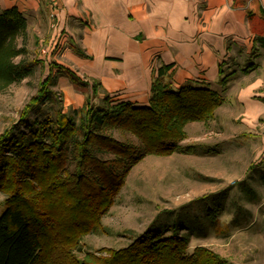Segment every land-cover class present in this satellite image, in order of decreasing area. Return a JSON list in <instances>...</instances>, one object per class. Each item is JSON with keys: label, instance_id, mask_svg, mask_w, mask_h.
<instances>
[{"label": "trees", "instance_id": "trees-1", "mask_svg": "<svg viewBox=\"0 0 264 264\" xmlns=\"http://www.w3.org/2000/svg\"><path fill=\"white\" fill-rule=\"evenodd\" d=\"M27 27L26 16L16 7L0 13V90L32 75L41 62L16 60L27 52ZM167 69L161 66L153 79L149 106L113 104L108 95L95 103L97 80L90 85L65 69L62 73L77 86L91 87L84 104L59 111L57 118L43 114L33 119L32 106L27 105L18 125L0 135V192L6 195L0 215V264H50L45 257L52 240L63 244L60 236L78 239L99 230L101 217L114 204L130 170L147 155L196 153V144H182L187 124L212 119L224 99L208 86L174 89ZM235 72L221 67L218 83L226 86ZM57 79L50 73L40 83L39 102L59 100L53 89ZM115 130L133 135L139 144L116 138ZM189 242L175 225L151 227L123 248L106 249L105 255L90 253L74 264H234L204 246L188 253Z\"/></svg>", "mask_w": 264, "mask_h": 264}, {"label": "rangeland", "instance_id": "rangeland-1", "mask_svg": "<svg viewBox=\"0 0 264 264\" xmlns=\"http://www.w3.org/2000/svg\"><path fill=\"white\" fill-rule=\"evenodd\" d=\"M24 44L27 52L17 61L40 58L42 45L30 36ZM233 51L224 69L236 72L226 86L217 87L224 102L212 119L187 127L182 144H196V153L147 155L130 170L114 204L101 217V228L78 239L60 236L63 244L53 239L55 243L47 246V262L74 264L90 253L105 255L106 249L123 248L148 228L175 225L189 236L188 253L204 246L234 264H264V113L252 118L247 106L238 102L237 92L247 78L242 61L247 55L238 48ZM41 61L32 75L0 90V135L18 125L27 105L32 106L29 119L43 114L57 118L59 111L74 109L56 87L57 102L37 100L50 67ZM113 134L139 144L129 133ZM5 196L0 192V215Z\"/></svg>", "mask_w": 264, "mask_h": 264}, {"label": "crops", "instance_id": "crops-1", "mask_svg": "<svg viewBox=\"0 0 264 264\" xmlns=\"http://www.w3.org/2000/svg\"><path fill=\"white\" fill-rule=\"evenodd\" d=\"M12 7L26 16L27 38L42 45L39 59L73 108L91 87L77 86L65 69L97 80L95 102L108 95L113 104L149 106L161 66L174 89L217 90L220 68L238 48L247 78L237 100L252 118L264 113V0H0V13ZM59 34L62 50L52 46Z\"/></svg>", "mask_w": 264, "mask_h": 264}, {"label": "built area", "instance_id": "built-area-1", "mask_svg": "<svg viewBox=\"0 0 264 264\" xmlns=\"http://www.w3.org/2000/svg\"><path fill=\"white\" fill-rule=\"evenodd\" d=\"M53 16V14H51ZM66 36L64 34H59L58 36H56L55 41H53L52 46L54 48H57L58 50H62L65 46H64V41Z\"/></svg>", "mask_w": 264, "mask_h": 264}]
</instances>
